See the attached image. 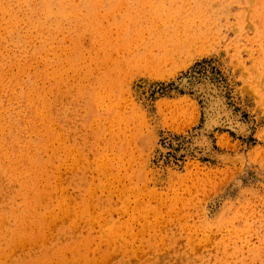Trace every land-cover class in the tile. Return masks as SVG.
Wrapping results in <instances>:
<instances>
[{
    "label": "rangeland",
    "instance_id": "374dc122",
    "mask_svg": "<svg viewBox=\"0 0 264 264\" xmlns=\"http://www.w3.org/2000/svg\"><path fill=\"white\" fill-rule=\"evenodd\" d=\"M54 1L0 0V264H264V0Z\"/></svg>",
    "mask_w": 264,
    "mask_h": 264
},
{
    "label": "bare ground",
    "instance_id": "6f19581e",
    "mask_svg": "<svg viewBox=\"0 0 264 264\" xmlns=\"http://www.w3.org/2000/svg\"><path fill=\"white\" fill-rule=\"evenodd\" d=\"M12 1V0H11ZM3 2V1H2ZM5 2V1H4ZM20 2V1H19ZM27 2H28V14H27V17H28V19H29V27H32V26H34V23L32 22V20L31 19H33V17H34V15L36 14L37 16H38V13H39V11H40V9H42L43 8V6L48 2H50L52 5H53V2H55L54 0H27ZM9 3V2H8ZM21 4V3H20ZM9 5V4H8ZM13 5H14V2H13ZM16 5V4H15ZM26 6V5H25ZM54 6V5H53ZM85 6H86V4H85ZM7 7V6H6ZM9 7V6H8ZM48 7V6H47ZM94 7H95V5H94ZM11 8V7H10ZM15 8H17V7H15ZM56 7L54 6V9H55ZM77 8V7H76ZM3 9H5V7H3ZM48 9H50V8H48ZM52 9V8H51ZM57 9H61V8H57ZM88 9V8H87ZM50 11V10H49ZM63 11V10H62ZM80 11V10H79ZM151 11V10H150ZM11 12V11H10ZM82 12V11H81ZM91 12V11H90ZM12 13V12H11ZM20 13V12H19ZM151 13V12H150ZM158 13V12H157ZM8 14H9V12H8ZM41 14V13H40ZM48 14H50V13H48ZM47 14V15H48ZM137 14V13H136ZM10 15V14H9ZM19 15V14H18ZM22 15H24V14H22ZM43 15V14H42ZM68 15V14H67ZM82 15V14H81ZM80 15V16H81ZM156 16H157V14H155ZM16 16V15H15ZM79 16V17H80ZM85 16V15H84ZM88 16H90V15H88ZM162 16V15H161ZM24 17V16H23ZM48 17V16H47ZM64 17V16H63ZM74 17H75V15H74ZM15 18V17H14ZM41 18V17H40ZM133 18V17H132ZM17 19V18H16ZM147 19V18H146ZM25 20V19H24ZM142 20V19H141ZM26 21V20H25ZM35 21V20H34ZM82 21V20H81ZM28 22V21H27ZM142 22V21H141ZM21 23V22H20ZM25 23V22H24ZM89 23V22H88ZM39 24V23H38ZM59 24V23H58ZM91 24V23H90ZM23 25V24H22ZM36 25H37V23H36ZM54 25V24H53ZM131 25V24H130ZM20 26V25H19ZM39 26V25H38ZM45 26L46 25H42L41 26V28H45ZM55 26V25H54ZM135 26V25H134ZM138 26V25H137ZM47 27V26H46ZM59 27H61V26H59ZM19 28V27H18ZM28 29V28H27ZM51 29V28H50ZM43 30V29H42ZM91 31H93V30H91ZM11 32V31H10ZM20 32V31H19ZM24 32H25V30H24ZM13 33H15V32H13ZM17 33V32H16ZM29 33V32H28ZM41 33V32H40ZM46 33V32H45ZM53 33H55V32H53ZM5 34H6V32H5ZM12 34V33H11ZM36 35V34H35ZM40 35V34H39ZM12 36H13V34H12ZM50 36V35H49ZM4 37H6V36H4ZM36 37H38V36H36ZM56 37V36H55ZM25 39V38H24ZM28 39V38H27ZM39 39V38H38ZM38 39H36V40H38ZM46 39V38H45ZM58 39V38H57ZM35 40V39H34ZM51 40V39H50ZM49 40V41H50ZM126 40V39H125ZM20 41V40H19ZM30 41V40H29ZM32 41V40H31ZM40 41V40H39ZM44 41V40H43ZM52 42V41H51ZM128 42V41H127ZM5 43V42H4ZM9 43V42H8ZM12 43V42H11ZM29 43V42H28ZM34 43V42H33ZM32 43V44H33ZM46 43H47V41H46ZM14 44V43H13ZM44 44H45V42H44ZM48 44V43H47ZM5 45V44H4ZM20 46V45H19ZM9 47V46H8ZM38 47V46H37ZM47 47V46H46ZM17 48V47H16ZM23 48V47H22ZM33 48V47H32ZM39 48H41L40 46H39ZM3 49V48H2ZM11 49V48H10ZM0 50H1V48H0ZM24 50V49H23ZM30 52V51H29ZM11 54V53H10ZM23 54V53H22ZM43 54V53H42ZM41 54V55H42ZM12 55V54H11ZM24 55V54H23ZM40 55V54H39ZM1 56V55H0ZM18 56H20L19 54H18ZM43 56H44V54H43ZM32 58H33V54H32V56H31ZM40 57V56H39ZM23 58V57H22ZM5 60V59H4ZM6 61H7V59H6ZM16 61V60H15ZM17 62V61H16ZM0 63H2V62H0ZM10 63V62H9ZM28 63V62H27ZM5 64V63H4ZM7 64V63H6ZM2 65V64H1ZM7 66H9V65H7ZM3 67V66H2ZM59 67H60V65H59ZM46 69V68H45ZM26 70V69H25ZM24 71V70H23ZM53 72H55V71H53ZM9 73H10V71H9ZM38 73V72H37ZM43 73V72H42ZM2 76V75H1ZM0 76V77H1ZM29 76V75H28ZM39 76V75H38ZM41 76V75H40ZM56 76V75H55ZM31 78V77H30ZM34 78V77H33ZM38 78V77H37ZM11 79V78H10ZM28 79V78H27ZM45 79V78H44ZM19 80V79H18ZM17 81V80H16ZM15 81V82H16ZM32 82V81H31ZM29 83V82H28ZM34 83V82H33ZM30 84V83H29ZM36 84V83H35ZM12 85V84H11ZM212 85V84H211ZM4 86V85H3ZM38 85H36V87H37ZM21 87V86H20ZM25 87H26V85H25ZM29 87V86H28ZM10 88H11V86H10ZM15 87H13V89H14ZM17 88H19V87H17ZM38 88V87H37ZM21 89V88H20ZM29 89V88H28ZM27 89V90H28ZM31 89H33V88H31ZM2 90V89H1ZM7 90V89H6ZM19 90V89H18ZM215 91H216V88L214 89ZM13 91V90H12ZM31 91V90H30ZM44 91V90H43ZM42 91V92H43ZM27 92V91H26ZM10 93V92H9ZM14 93V92H13ZM33 93V92H32ZM35 93V92H34ZM40 93V92H39ZM5 94V93H4ZM8 94V93H7ZM38 94V93H37ZM41 94V93H40ZM3 95V94H2ZM12 95V94H11ZM10 95V96H11ZM34 96V95H33ZM38 96H40L39 94H38ZM2 97V96H1ZM21 97V96H20ZM23 97V96H22ZM36 97V96H35ZM45 97V96H44ZM7 100V99H6ZM19 100V99H18ZM22 101H21V109L19 110V111H21L22 110V112L23 113H27L28 111H31V110H34L35 109V107H36V104H29V102H28V96H25L24 95V97H23V99H21ZM3 101V100H2ZM10 101V100H9ZM33 102V101H32ZM45 102V101H44ZM18 104V103H17ZM16 104V105H17ZM2 105V104H1ZM4 105H5V103H4ZM15 106V105H14ZM17 108H18V106H16ZM210 107V106H209ZM9 108V107H8ZM6 110H7V108H6ZM14 110V109H13ZM17 110V109H16ZM1 113V112H0ZM15 113V112H14ZM19 113V112H18ZM31 113H34V112H31ZM207 113H208V115L207 116H209V118L208 119H211V120H213L214 122H215V117H219V115L217 114V112H214V111H211V113H210V111H209V109H207ZM4 114V113H3ZM29 114V113H28ZM8 115V114H7ZM21 115H22V113H21ZM20 115V116H21ZM27 115V114H26ZM32 115V114H31ZM30 115V116H31ZM23 116V115H22ZM24 117V116H23ZM22 117V118H23ZM211 117V118H210ZM4 118L5 119H8V116H4ZM37 118V117H36ZM15 119H18V118H15ZM21 119V118H20ZM234 119V118H233ZM232 119V120H233ZM9 120H12L11 118L9 119ZM32 120H33V118H32ZM21 121V120H20ZM207 121V120H206ZM237 121V120H236ZM25 122H27V121H25ZM24 122V123H25ZM34 122H36V121H34ZM212 122V121H211ZM217 122V121H216ZM209 123V122H208ZM207 123V124H208ZM239 123V122H238ZM212 124V123H211ZM210 124V125H211ZM240 124V123H239ZM243 124V123H242ZM12 125H14V126H21V124L19 123V122H17V121H14V122H12ZM33 125V124H32ZM209 125V124H208ZM237 125V124H236ZM244 125V124H243ZM4 126V125H3ZM2 126V127H3ZM28 126V125H27ZM38 126V125H37ZM213 126V125H212ZM232 126V125H231ZM245 126V125H244ZM22 127H23V125H22ZM44 127V126H43ZM234 127V126H233ZM11 128V127H10ZM17 128V127H16ZM15 128V129H16ZM236 128V127H235ZM12 129V128H11ZM19 129V128H18ZM24 129H26L27 130V128H24ZM44 129V128H43ZM47 129V128H46ZM207 129H208V127H207ZM5 130V129H4ZM23 130V129H22ZM12 132V131H11ZM28 132V131H27ZM3 135V134H2ZM14 136V135H13ZM12 136V137H13ZM19 136V135H18ZM38 136V135H37ZM42 136V135H41ZM54 136V135H53ZM52 136V137H53ZM12 137H10V139L12 138ZM16 137V136H15ZM23 137V136H22ZM3 138V137H2ZM22 139V138H21ZM15 140V139H14ZM18 140V139H17ZM25 140V139H24ZM10 142V141H9ZM31 141H29V143H30ZM33 142V141H32ZM5 143V142H4ZM19 143V142H18ZM28 143V144H29ZM36 143V142H35ZM42 141L41 142H39L38 141V143H37V146H38V150H42L43 149V147L44 146H42ZM0 144L2 145V143L0 142ZM8 144V143H7ZM16 144V143H15ZM32 144V143H31ZM17 145V144H16ZM24 145V144H23ZM27 145V144H26ZM25 145V146H26ZM44 145V144H43ZM29 146V145H28ZM31 147V146H30ZM34 147V146H33ZM32 147V148H33ZM18 148H20V146H18ZM17 148V149H18ZM28 148V147H27ZM32 148H30V149H32ZM33 150V149H32ZM18 151V150H17ZM22 151V150H21ZM24 151H25V149H24ZM12 153V152H11ZM19 153H20V151H19ZM31 153V152H30ZM32 153H34L33 151H32ZM38 153V152H37ZM4 154H5V152H4ZM27 154V153H26ZM39 154H40V152H39ZM17 155V154H16ZM34 155H36V154H34ZM41 155V154H40ZM55 155H56V153H55ZM12 156V155H11ZM24 156V155H23ZM30 156V155H29ZM8 157V156H7ZM36 157V156H35ZM17 158H18V155H17ZM29 158V157H28ZM20 159V158H19ZM26 159V158H25ZM32 159V158H31ZM30 159V160H31ZM41 159V158H40ZM13 160H14V158H13ZM12 160V161H13ZM10 161V160H9ZM29 161V160H28ZM20 162V161H19ZM44 162V161H43ZM1 163H2V154H1V152H0V171L2 172V169L3 168H1ZM11 163V162H10ZM28 163V162H27ZM35 163H37V162H35ZM3 164V163H2ZM18 164V163H17ZM24 164V163H23ZM15 166H16V163H15ZM24 166V165H23ZM3 167V166H2ZM31 167V166H30ZM5 168V167H4ZM6 168H7V166H6ZM5 168V169H6ZM20 168V167H19ZM22 168V167H21ZM39 168H40V166H39ZM44 168V167H43ZM45 169V168H44ZM32 170H35V169H32ZM40 170H42V167H41V169ZM27 171H28V169H27ZM45 171V170H44ZM20 172V171H19ZM31 172V171H30ZM34 172V171H33ZM28 173V172H27ZM4 174V173H3ZM14 174V173H13ZM5 175V174H4ZM14 175H16V174H14ZM22 175H23V173H22ZM3 175H1V177H2ZM38 176V175H37ZM7 177V176H6ZM9 178V177H8ZM16 178H17V176H16ZM26 179V178H25ZM31 179V178H30ZM37 179V178H36ZM45 179V178H44ZM10 180V179H9ZM18 180H19V178H18ZM24 180V179H23ZM34 180V179H33ZM22 181V180H21ZM27 181V180H26ZM30 181V180H29ZM6 182V181H5ZM19 182V181H18ZM24 183V182H23ZM26 183V182H25ZM34 184H35V182H34ZM3 185H4V183H3ZM10 185V184H9ZM26 185V184H25ZM27 185H29V184H27ZM37 185V184H36ZM2 186V185H1ZM24 187V186H23ZM18 188V187H17ZM16 188V189H17ZM30 188V187H29ZM39 188V187H38ZM27 188H25V190H26ZM32 189V188H31ZM21 190H22V188H21ZM36 187L34 186V188L32 189V191L35 193L36 192ZM18 191H19V189H18ZM31 191V193H33ZM14 192H15V190H14ZM26 192V191H25ZM40 192H41V190H40ZM48 192V191H47ZM38 193V192H37ZM36 193V194H37ZM22 194V193H21ZM18 195V194H17ZM24 195H26V193L24 194ZM35 195V194H34ZM7 197V196H6ZM21 197H22V195H21ZM20 197V198H21ZM24 197V196H23ZM26 197V196H25ZM27 197H28V195H27ZM37 197V196H36ZM14 199V198H13ZM25 199V198H24ZM31 199H33L34 200V198H31ZM11 200V199H10ZM9 200V201H10ZM32 200V201H33ZM12 201V200H11ZM46 201V200H45ZM8 202V201H7ZM23 203H25V202H23ZM23 203H22V205H23ZM26 203H27V200H26ZM25 203V204H26ZM15 204V203H14ZM28 204V203H27ZM49 204H50V202H49ZM85 205V204H84ZM30 206V205H29ZM36 206V205H35ZM39 206V205H38ZM37 206V207H38ZM17 207H19V204H18V206ZM17 207H15L16 209H17ZM40 207V206H39ZM44 207H46V206H44ZM43 207V208H44ZM22 208V207H21ZM32 208V207H31ZM34 208V207H33ZM42 208V207H41ZM14 209V208H13ZM12 209V210H13ZM39 209V208H38ZM37 209V210H38ZM57 209V208H56ZM26 210H27V208H26ZM36 210V211H37ZM42 210V209H41ZM17 211V210H16ZM33 211V210H32ZM2 212V211H1ZM22 212V211H21ZM12 213V212H11ZM19 213H20V211H19ZM32 213V212H31ZM41 213V212H40ZM5 214V213H4ZM3 214V215H4ZM14 214H15V212H14ZM22 214V213H21ZM6 215V214H5ZM35 215H36V213H35ZM14 216V215H13ZM24 216V215H23ZM38 216V215H37ZM1 217V216H0ZM5 217H7V216H5ZM15 217V216H14ZM18 216H16V218H17ZM15 218V219H16ZM34 218V217H33ZM58 218V217H57ZM10 219V218H9ZM14 219V218H13ZM39 219V218H38ZM37 219V220H38ZM5 220V219H4ZM23 220H24V218H22V217H19L18 218V223L16 224V226L14 227V228H11L10 230H15V229H20V227H21V225H23L22 223H23ZM35 220V219H34ZM93 220V219H92ZM13 221H15V220H13ZM32 221V220H31ZM5 222V221H4ZM29 223V222H28ZM41 223V222H40ZM39 223V224H40ZM148 224V223H147ZM2 225V224H1ZM131 225V224H130ZM32 226V225H31ZM43 226V225H42ZM23 227H24V225H23ZM39 228H41L40 226H38ZM52 227V226H51ZM61 228V227H60ZM69 229V228H68ZM26 230V229H25ZM39 230H41V229H39ZM38 230V231H39ZM54 230V229H53ZM131 230H133V229H131ZM17 231V230H16ZM20 231V230H19ZM34 231V230H33ZM77 231V230H76ZM28 232V231H27ZM37 232V231H36ZM66 232H68V231H66ZM111 232V231H110ZM18 232H16V234H17ZM23 233V232H22ZM60 233V232H59ZM69 233V232H68ZM14 234V233H13ZM26 234V233H25ZM32 234H34V233H32ZM63 234V233H62ZM108 234V233H107ZM10 235V234H9ZM18 235H19V233H18ZM17 235V236H18ZM21 235V234H20ZM23 235H24V233H23ZM23 235H21V237L23 236ZM26 235H28V233L26 234ZM131 235V234H130ZM11 236V235H10ZM139 236V235H138ZM55 237V236H54ZM141 236H139L138 238H140ZM28 238V237H27ZM17 239V238H16ZM105 239H106V237H105ZM13 240V239H12ZM49 240V239H48ZM107 240V239H106ZM126 240V239H125ZM127 240H129V239H127ZM40 242V241H39ZM49 242V241H48ZM51 242V241H50ZM1 243V242H0ZM37 245H39V244H37ZM36 245V246H37ZM44 245V244H43ZM112 245H113V243H112ZM9 246V245H8ZM41 246V245H40ZM44 247H46V246H44ZM44 247H42V249L44 248ZM47 247H49V246H47ZM85 247V246H84ZM1 248V247H0ZM37 249V248H36ZM48 249H51V248H48ZM20 250V249H19ZM59 250V249H58ZM42 251V250H41ZM40 251V252H41ZM19 252V251H18ZM36 252V251H35ZM38 252V251H37ZM81 252V251H80ZM46 253H48V252H46ZM125 253V252H124ZM123 253V254H124ZM12 255V254H11ZM15 255V254H14ZM17 255H19V254H17ZM26 255V254H25ZM24 254H23V256H25ZM45 255V254H44ZM127 255H128V253H127ZM16 256V255H15ZM28 256V255H27ZM27 256H25V257H27ZM41 256V255H40ZM59 256V255H58ZM12 257V256H11ZM19 257V256H18ZM47 257V256H46ZM60 257V256H59ZM124 257H126V255L124 256ZM9 258H10V256H9ZM8 258V259H9ZM49 258V257H48ZM53 258V257H52ZM3 259V258H2ZM15 259V258H14ZM21 258H19V260H20ZM29 259V258H28ZM38 259H39V257H38ZM24 260H26V259H24ZM23 260V261H24ZM7 261V260H6ZM9 261V260H8ZM7 261V262H8ZM14 261V260H13ZM28 262L30 261V260H27ZM46 261V260H45ZM3 262V261H2ZM41 262H42V260H41ZM43 262H44V260H43ZM17 263V262H16ZM15 263V264H16ZM3 264V263H2ZM10 264V263H9ZM12 264V263H11ZM18 264H20V263H18Z\"/></svg>",
    "mask_w": 264,
    "mask_h": 264
}]
</instances>
